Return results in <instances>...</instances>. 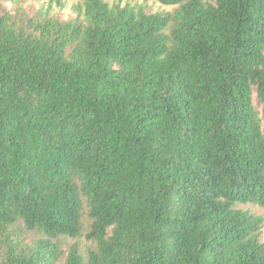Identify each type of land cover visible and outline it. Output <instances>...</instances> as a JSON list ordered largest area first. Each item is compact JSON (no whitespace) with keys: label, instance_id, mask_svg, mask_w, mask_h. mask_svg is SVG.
I'll return each mask as SVG.
<instances>
[{"label":"trees","instance_id":"obj_1","mask_svg":"<svg viewBox=\"0 0 264 264\" xmlns=\"http://www.w3.org/2000/svg\"><path fill=\"white\" fill-rule=\"evenodd\" d=\"M25 1L0 0V264H264L236 208H264V0Z\"/></svg>","mask_w":264,"mask_h":264},{"label":"rangeland","instance_id":"obj_2","mask_svg":"<svg viewBox=\"0 0 264 264\" xmlns=\"http://www.w3.org/2000/svg\"><path fill=\"white\" fill-rule=\"evenodd\" d=\"M110 5L121 3V5L126 4L127 2L138 6L143 5L146 7V11L157 12V11H171L172 7H166L161 5L157 0H105ZM79 5V0H26L22 6L25 9L26 13L29 15L35 13H43L49 16H53L60 20H69L76 17V6ZM8 8H11L10 4H6ZM261 111V108H258ZM237 209L243 211H249L250 213L256 216H262L264 218V208L253 206L250 204L247 205H236ZM261 239L264 240V228L262 230ZM73 244L77 245L80 254L85 257L86 252L89 249L94 247V244L84 237L77 239H62L63 248H68Z\"/></svg>","mask_w":264,"mask_h":264}]
</instances>
